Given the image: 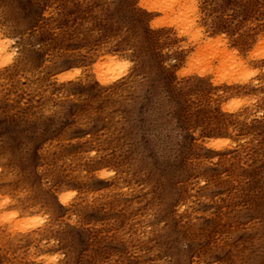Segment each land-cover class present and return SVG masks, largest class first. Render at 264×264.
<instances>
[{
  "label": "rangeland",
  "instance_id": "1",
  "mask_svg": "<svg viewBox=\"0 0 264 264\" xmlns=\"http://www.w3.org/2000/svg\"><path fill=\"white\" fill-rule=\"evenodd\" d=\"M153 1L0 0V264H264V0Z\"/></svg>",
  "mask_w": 264,
  "mask_h": 264
},
{
  "label": "bare ground",
  "instance_id": "2",
  "mask_svg": "<svg viewBox=\"0 0 264 264\" xmlns=\"http://www.w3.org/2000/svg\"><path fill=\"white\" fill-rule=\"evenodd\" d=\"M145 1L147 2V0H141L140 3L142 5H145L144 4ZM149 3L150 2L148 1V4ZM151 3H154V5H155V7H152L154 10H156L158 12H163V13L166 12V14L164 16L165 18H168L169 20L172 19L174 21H176L178 19L180 20L179 22H181V23H179V24L181 25V27L178 26L180 33L186 35L187 37L190 36L191 38H193L196 41H200L197 39L199 37V33H198L199 32V29H198L199 24H196V22H198V21L195 22L194 21L195 19H193L192 21H188V17L186 19L182 18V16H185V14L192 13L195 10L193 7L195 4V0H167V2L164 4L161 3V1L159 3V0H158V3L154 2V1ZM160 4H163V5H160ZM180 33H179V35L181 36ZM199 39H200V37H199ZM219 43H222V42L218 41L216 46L215 45L210 46V44H209L208 47L206 48V49H208V52L206 53V59H207L206 70H211L213 68V65H211V62L213 60H215V58L218 56V53L221 52L220 47H218ZM7 47H8L7 42L6 41L2 42L0 39V58L2 56H4L3 53H4V51H6ZM226 51L227 52H225L224 55L222 56V58L218 61L217 66L216 65L215 66H216V69L219 71L221 83L225 84L230 91H234V89L239 88L240 86L247 84L248 83V77H250V75L255 74L256 71H255V69L253 70V68L251 67V64H250V62L252 60V55L250 53H249L250 55L248 54L249 56L247 55V57L244 59L242 57V55L238 52H229L227 49H226ZM262 56L264 57V53H262ZM245 63H247L249 66H244L245 68L240 69L241 67H243V64H245ZM97 75H98L99 79L102 81L109 80L108 76H106L104 73H97ZM248 84H250V83H248ZM236 109H237V107H236Z\"/></svg>",
  "mask_w": 264,
  "mask_h": 264
}]
</instances>
